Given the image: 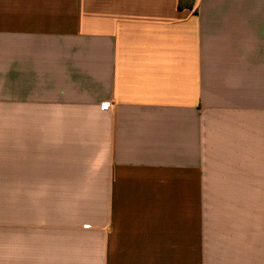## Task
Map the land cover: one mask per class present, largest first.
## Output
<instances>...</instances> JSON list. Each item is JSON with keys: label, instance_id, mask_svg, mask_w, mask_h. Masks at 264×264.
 Instances as JSON below:
<instances>
[{"label": "crops", "instance_id": "crops-1", "mask_svg": "<svg viewBox=\"0 0 264 264\" xmlns=\"http://www.w3.org/2000/svg\"><path fill=\"white\" fill-rule=\"evenodd\" d=\"M0 0V264H264V0Z\"/></svg>", "mask_w": 264, "mask_h": 264}, {"label": "trees", "instance_id": "trees-1", "mask_svg": "<svg viewBox=\"0 0 264 264\" xmlns=\"http://www.w3.org/2000/svg\"><path fill=\"white\" fill-rule=\"evenodd\" d=\"M195 0H178L177 8L179 10L182 9H190L192 8Z\"/></svg>", "mask_w": 264, "mask_h": 264}]
</instances>
